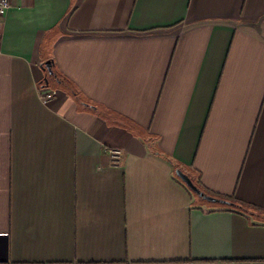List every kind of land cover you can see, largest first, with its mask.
<instances>
[{"label": "crops", "instance_id": "0c3cea01", "mask_svg": "<svg viewBox=\"0 0 264 264\" xmlns=\"http://www.w3.org/2000/svg\"><path fill=\"white\" fill-rule=\"evenodd\" d=\"M10 2L0 264H264V0Z\"/></svg>", "mask_w": 264, "mask_h": 264}, {"label": "water", "instance_id": "95a60500", "mask_svg": "<svg viewBox=\"0 0 264 264\" xmlns=\"http://www.w3.org/2000/svg\"><path fill=\"white\" fill-rule=\"evenodd\" d=\"M53 66H54L53 60H48L42 65L43 69L46 70L49 75H55ZM177 175L191 189V191L197 194L199 197L204 198L205 200L212 202V203H220V204L228 205V206H237V204H235L234 202L230 200L207 194L197 184H195L194 181L191 179V177L188 174H186L183 170L178 169ZM7 247H8V236L1 235L0 236V252H2L4 257H6V254H7ZM0 259H1L0 261H6V260H2L3 258H0Z\"/></svg>", "mask_w": 264, "mask_h": 264}, {"label": "built area", "instance_id": "2783aa9c", "mask_svg": "<svg viewBox=\"0 0 264 264\" xmlns=\"http://www.w3.org/2000/svg\"><path fill=\"white\" fill-rule=\"evenodd\" d=\"M11 6L10 0H0V29L3 26V18ZM110 157L113 164L118 165L123 159L124 152L121 148L114 147L109 149Z\"/></svg>", "mask_w": 264, "mask_h": 264}, {"label": "trees", "instance_id": "16d2710c", "mask_svg": "<svg viewBox=\"0 0 264 264\" xmlns=\"http://www.w3.org/2000/svg\"><path fill=\"white\" fill-rule=\"evenodd\" d=\"M51 77H53V76L51 75ZM60 80L62 81V83L66 84V85H69L65 81V78H62ZM224 199H228V200L234 202L235 204H237V206H232V207H234L233 209H238L239 211H242L243 213L259 215V213H257V210L253 206H250V204H247V203H245V202H243L241 200H238L237 198L233 197V198H224Z\"/></svg>", "mask_w": 264, "mask_h": 264}, {"label": "rangeland", "instance_id": "374dc122", "mask_svg": "<svg viewBox=\"0 0 264 264\" xmlns=\"http://www.w3.org/2000/svg\"><path fill=\"white\" fill-rule=\"evenodd\" d=\"M198 197V196H197ZM199 198V197H198ZM213 205H217V206H225V205H222V204H220V203H212ZM228 206V205H227Z\"/></svg>", "mask_w": 264, "mask_h": 264}]
</instances>
